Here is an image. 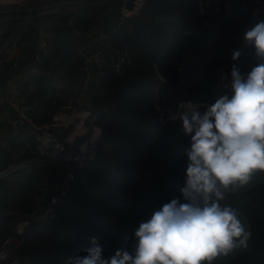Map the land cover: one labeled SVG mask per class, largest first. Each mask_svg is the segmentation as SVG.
<instances>
[{
	"label": "trees",
	"instance_id": "1",
	"mask_svg": "<svg viewBox=\"0 0 264 264\" xmlns=\"http://www.w3.org/2000/svg\"><path fill=\"white\" fill-rule=\"evenodd\" d=\"M198 3L145 0L140 15L126 19L111 40L127 55L121 71H108L100 89L90 93L102 128L96 163L78 174L56 218L30 222L16 251L28 264H67L68 257L85 254L93 238L104 257L121 247L131 249L141 221L172 199H182L187 164L183 148L190 137L180 131L179 105L192 102L203 110L214 103L215 70L223 67L230 76L233 63L243 59L241 55L234 62L230 47L242 38L250 16L247 0L203 14ZM184 52H192L195 61L178 72ZM21 178L14 187L0 180V211L14 210L15 205L31 211L42 180L54 182L40 166ZM220 203L238 211L252 237L247 248L213 264H264V173L228 192ZM11 222V216L1 217L0 233Z\"/></svg>",
	"mask_w": 264,
	"mask_h": 264
},
{
	"label": "built area",
	"instance_id": "2",
	"mask_svg": "<svg viewBox=\"0 0 264 264\" xmlns=\"http://www.w3.org/2000/svg\"><path fill=\"white\" fill-rule=\"evenodd\" d=\"M92 1L0 0V73H18L11 87L1 84L0 77V161L9 151L7 135L10 129L35 140V155L0 169V180L11 179L8 181L11 184L16 181L19 172L39 166L45 167L54 177V182L43 179L34 209L15 217L9 230L0 233V264H28L16 251L30 222L56 218L57 208L65 200L78 174L96 163L102 128L96 123L90 93L100 89L108 71H121L127 52L112 46L111 40L126 19L140 15L145 0H118L119 15L108 31H101L97 24L83 27L75 23L72 14L92 4ZM235 1L199 0V13L232 9ZM247 1L250 16L242 28V35L250 22L264 19V0ZM255 10H259L258 17H254ZM60 16H65L60 23L69 27L71 35L77 37L73 51L78 57L79 80L76 89L53 111L50 120L38 124L30 115L31 107L25 101L24 88L32 75L41 73V67L52 61L49 55L51 42L46 28L50 20H57ZM10 23L15 25L5 35ZM241 39L230 47L232 53L241 47ZM242 56L238 65L242 71H250V52L245 51ZM222 74H226L224 68H216L211 84L216 97L222 91ZM1 217L6 216L0 213Z\"/></svg>",
	"mask_w": 264,
	"mask_h": 264
},
{
	"label": "clouds",
	"instance_id": "3",
	"mask_svg": "<svg viewBox=\"0 0 264 264\" xmlns=\"http://www.w3.org/2000/svg\"><path fill=\"white\" fill-rule=\"evenodd\" d=\"M259 10L254 11V17ZM250 52V71L233 63L230 79L222 74V91L214 103L188 102L178 119L190 137L181 197L163 204L134 229L131 249L104 257L96 238L83 255L67 264H213L218 257L247 248L252 237L238 211L221 205L230 191L264 173V19L250 22L234 62Z\"/></svg>",
	"mask_w": 264,
	"mask_h": 264
},
{
	"label": "crops",
	"instance_id": "4",
	"mask_svg": "<svg viewBox=\"0 0 264 264\" xmlns=\"http://www.w3.org/2000/svg\"><path fill=\"white\" fill-rule=\"evenodd\" d=\"M27 1V0H25ZM118 0H93L92 4L89 3L85 7H82L79 11L72 14L74 21L77 25L87 27L91 24H97L101 31H108L115 24L119 9L116 7ZM65 16L58 17L57 20H50L51 23L47 25L46 32L49 35L51 46L49 49V55L52 57V61L46 62L41 67V73L37 75H32L26 82L24 88V97L26 103L31 107L30 115L34 121L38 124L45 123L50 120L51 114L56 109V107L71 93L73 92L78 84L79 74L77 71L78 57L73 51V44L76 42L77 37L71 35L70 29L67 26L62 25L60 22L64 21ZM66 21V20H65ZM15 23H10L6 27L7 30L5 35H7ZM53 37L55 40H53ZM195 55L192 52H184L179 55V66L188 67L195 61ZM45 71H51L53 73H44ZM18 73H0L1 84H5L6 87H11L16 80ZM43 79V80H42ZM40 95H42L39 100ZM59 98L58 105L54 103L55 98ZM46 98L44 101L43 99ZM36 110H39L36 112ZM9 151H7L3 160L0 161V169L4 168L9 163L15 162L13 157L9 155L10 149H14L17 145V140L30 141L29 144L22 146L23 152L18 150V161L33 157L35 155L34 145L35 140L30 136H21L17 134L16 131L10 129L7 135ZM26 155V156H25ZM25 156V157H24ZM13 160V162H8ZM16 160V161H17ZM33 167L32 169H34ZM32 169L28 171L19 172L21 175L25 176ZM19 175L17 174V179L11 184H7L10 187H14L19 182ZM11 179H6L5 181H10ZM43 180L39 186L38 192L36 193V198L31 211L34 209L37 198L40 195ZM4 184L1 183V186ZM1 190V189H0ZM2 195V190H1ZM34 196V195H33ZM29 211V212H31ZM29 212H10L1 211L5 216H11L12 222L15 215L19 216ZM5 218V217H4ZM11 222V223H12Z\"/></svg>",
	"mask_w": 264,
	"mask_h": 264
},
{
	"label": "rangeland",
	"instance_id": "5",
	"mask_svg": "<svg viewBox=\"0 0 264 264\" xmlns=\"http://www.w3.org/2000/svg\"><path fill=\"white\" fill-rule=\"evenodd\" d=\"M55 38H57V37H53V40H55ZM43 80V79H42ZM41 97H42V95H40V97H39V100L40 101H42V99H41ZM46 98H44L43 99V101L45 100ZM60 101H59V98L57 97V98H55L54 99V103H55V105L57 104L58 105V103H59ZM0 120H2V117H0ZM2 122V121H1ZM30 143V141H23V140H17V145L15 146V147H13L14 149H10V152H9V155H11L12 157H13V159L16 161L17 159V157H18V150L19 151H21V152H23V150H22V146H25L26 147V145L27 144H29ZM27 159V158H26ZM24 160V159H23ZM18 161V160H17ZM20 161V160H19ZM19 181H20V183L22 182V180H23V178H21V174H19ZM36 196V194L34 195V198H36L35 197ZM34 198H33V200H34ZM7 211H10V212H21L22 211V209L21 208H19L17 205H15L14 206V210H7ZM16 217H17V215H15Z\"/></svg>",
	"mask_w": 264,
	"mask_h": 264
},
{
	"label": "water",
	"instance_id": "6",
	"mask_svg": "<svg viewBox=\"0 0 264 264\" xmlns=\"http://www.w3.org/2000/svg\"><path fill=\"white\" fill-rule=\"evenodd\" d=\"M183 70L182 66H178V72H181Z\"/></svg>",
	"mask_w": 264,
	"mask_h": 264
},
{
	"label": "bare ground",
	"instance_id": "7",
	"mask_svg": "<svg viewBox=\"0 0 264 264\" xmlns=\"http://www.w3.org/2000/svg\"><path fill=\"white\" fill-rule=\"evenodd\" d=\"M72 48H73V46H72Z\"/></svg>",
	"mask_w": 264,
	"mask_h": 264
}]
</instances>
